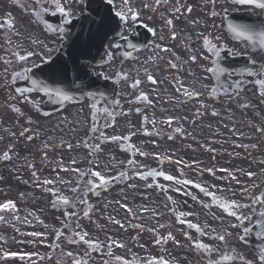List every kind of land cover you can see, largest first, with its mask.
I'll use <instances>...</instances> for the list:
<instances>
[{"label": "snow or ice", "instance_id": "6c2138e0", "mask_svg": "<svg viewBox=\"0 0 264 264\" xmlns=\"http://www.w3.org/2000/svg\"><path fill=\"white\" fill-rule=\"evenodd\" d=\"M17 6H19L23 12L27 13L33 20V22L39 24L43 21L44 30L51 33V34H58L63 41L69 40L70 44L67 46L70 48L69 53L67 54V58H57L51 55L47 57H41L40 64L33 62L30 66L24 67L21 71L15 72L12 74L13 82L17 79H23L25 81H30L31 87L29 88H16L15 91L17 95L23 97V100L27 103H32L31 100L28 99L27 93L36 91L43 93L46 97H48L49 101L55 102L58 104H63L66 102L73 101L74 97L69 94V90L72 86H75L78 90L83 91L85 88H90L95 81L92 80V76H96L97 78L103 77L105 80L110 79L109 76L104 75L103 73L93 72L89 69V56L87 54L89 49V42H84L81 40L78 33L73 31V13L70 7H67L69 0H15ZM79 2V0H78ZM213 6L216 4V0H208ZM105 3L109 6L108 13H113L114 15L109 16L105 15L101 18L99 22L93 21V23H97V28L95 29L94 33H92L95 39H100L101 43L103 44V39L108 36L109 32L113 31V24H116L117 28H122V26L128 25L129 21L133 24L139 21L140 13L131 6L130 0H121L120 7L117 9L115 5V0H105ZM167 4L168 0H155V4L150 6L145 4L144 7H152L155 10L156 7H159L161 4ZM233 5L237 6H245L249 9H258L260 15H264V0H231ZM47 5V7H45ZM191 7L187 8V12H191ZM173 13H180L181 8L179 6L172 9ZM59 16L60 22L56 25L48 23L45 16ZM212 17L220 15L215 10L210 12ZM224 15H227V10H224ZM195 23H198L195 22ZM166 24L171 27L173 21L171 19L166 20ZM145 27H147L145 25ZM16 25L14 19L6 18L3 21H0V29H7L9 32H12L15 35H19V32L15 31ZM226 29L228 33L235 39L241 42L246 49H248L249 54L245 56V62L243 67L235 68L231 64L228 66L222 65L221 60V51L222 49L230 56L235 59L239 57L241 53L239 51H233L231 49H224L223 45H217L216 43L212 42V39L209 36L203 35L200 33L202 38V47L204 52L207 55L201 53V59L206 60L209 62L210 66H202V69L205 73L209 74L204 77L205 80L212 79L215 83L212 84L211 88H209L208 84H202L201 87L203 89H207V96L211 99H218V91L219 89H224V95L227 99L232 98V93L229 91L230 89L235 92L236 95H239V91L241 90V86L244 83L242 79H233V76L236 77H252L251 83H253L257 87V91L260 97L264 98V22L250 26L248 24H237L228 22L226 24ZM91 31V30H90ZM149 32L155 35V29L149 28ZM117 35L119 36L120 40L128 41V37L123 35V31H118ZM175 32L172 33V38L175 39ZM219 41V37L215 38ZM9 39V43H10ZM34 44L37 41H32ZM121 45L116 43L112 45V47L119 48ZM128 47L135 49L137 45L135 44H128ZM160 51H169L167 48H162L160 45H156ZM16 59L20 62H26L35 55L32 51H27L24 55H20L19 52L14 53ZM105 55L111 57V53L105 51ZM257 56L260 59V63H257ZM189 60L192 62H196L197 56L191 55L189 56ZM79 61V62H78ZM5 64H11L12 62L9 60L4 61ZM169 66L172 68H178V66L171 61L168 62ZM187 63V62H185ZM73 66L74 71V78L71 81L67 80L68 72H69V65ZM43 65H47V67H42ZM33 69H38L41 72L47 73V77L45 80H38L35 79V73ZM8 69L5 68V72ZM120 75L122 79L127 80L128 77L126 74ZM145 75L148 81H151L153 84H156L157 81L155 78L147 73L145 70ZM222 77L224 78V83H220ZM259 77V78H257ZM50 81V82H49ZM79 82V83H78ZM67 83L68 87H64ZM140 81L135 80L133 84L130 85L132 88L139 87ZM177 84L179 87L176 88V91L180 93L183 97H186L187 100H192L194 98L199 97L200 95L204 94L200 91L195 89L189 90V88L185 87L183 82L177 79ZM224 84H227V88H224ZM103 93H100V96L103 97ZM87 96L91 100H95L97 96V92L90 91L87 93ZM106 99V98H105ZM146 102L151 103L148 100V97L144 93H140L139 96L136 97V100L133 102ZM183 102V101H182ZM116 104H119V101H116ZM90 109V119H91V126L89 128V132L91 133H99L96 136V140L100 141L101 137L103 136V128L111 127L112 121H115V113L114 111L110 110L111 105L109 107H104L102 110L98 108L96 103H91L88 105ZM201 108L207 110V106L201 103ZM243 107H249V105H243ZM12 110L16 113H19V109L12 107ZM139 111V109H137ZM104 120L103 124H100V118ZM197 114L202 115L199 110H197ZM47 115V113H45ZM213 116L219 115V113L213 111ZM173 119H178L175 117H169L166 121H162V123H167L169 126L172 124ZM145 121L147 122V117H145ZM31 123V121H29ZM153 125H155V120L151 121ZM27 131V130H26ZM175 131H180V129H176ZM257 131L264 132V128L257 127ZM21 135H24V132H21ZM134 135V134H133ZM33 137L29 136L28 139L31 140ZM170 139L172 137H169ZM106 140L109 141H120V140H130L131 136L129 137H117V136H110L105 137ZM81 144L89 151L91 155L94 152L100 151V145L97 144H89L87 140L81 141ZM47 146V145H46ZM79 146V145H78ZM236 147H256L255 145L248 146V145H236ZM71 148V145H69ZM213 151L212 149H209ZM125 151L132 152L133 155L136 152H139L138 149H135L134 146L129 145ZM140 155H144L143 152H139ZM3 158L5 160H10L11 157L8 153H4ZM77 161L73 159L71 161L72 165H75ZM130 167L136 166V161L134 159H129L127 161ZM176 163H180V161H176ZM259 163L264 164V160L259 161ZM88 164L95 165V168L88 167L84 169L76 168V167H62L61 171L64 172H73L76 174L75 179V186L73 185V181L71 180H63L57 178V180L52 179H45L42 182L37 180V183L40 187L43 188L44 191L50 193L53 197L52 206L59 207L63 210V214L66 220H71L75 218L77 213L75 211H68L69 208L75 209L80 205H84L87 207L89 201L87 196L89 194L95 195L100 190H107L108 186L114 183L118 179H122L124 173H120L119 176H109L106 174V170H97L99 169V165L96 164V161L89 159ZM31 167V165H30ZM209 173L210 175L215 176V171L212 168L202 169ZM220 172L227 173L226 179L230 181H235L237 184H240V181L237 180L235 172L230 171L226 168H220ZM243 172L242 169L238 170ZM248 178L251 180L254 176L257 178V182H254L250 185H246L240 188L239 194L240 196L246 200V203H242L237 200H230L227 197L218 194L223 193L224 189L219 188L217 189L216 185H211L210 187L213 189H217L216 191H209V188L200 184L196 183L192 180L188 179H179L174 177L173 175L166 174L163 171H156L150 170L147 174L145 173H137L140 178L152 177L155 179L156 177H163L164 180L173 182L177 185L182 187L191 185L193 188L198 189L200 193H202L205 197L208 198L209 202L202 204L204 208H218L222 210L224 214L229 217L234 218L236 221L229 225L232 229H241V233L236 237L239 241L245 242L247 237L254 236L257 240H264V169H261L259 173L254 172H247L245 173ZM33 178L36 179V173L33 172ZM56 183L68 186V190L71 192V196H64L60 189L55 187H47L48 185H55ZM153 185H148V187H152ZM156 187L160 188L162 191L167 193L168 189L165 188L163 185L156 184ZM134 187V185H133ZM259 189L257 192L256 190ZM174 191L180 192L181 188L177 187L173 189ZM231 191V189H229ZM184 195H192L191 192L185 191L183 192ZM236 193L233 192V195ZM169 201H171V197H166ZM195 200L196 197L193 196ZM175 203V201H172ZM122 207H127L126 205H122ZM244 209H250L251 211L248 214L244 213ZM15 204L12 201H7L3 204H0V212H13L15 211ZM131 212V209H127ZM92 211L91 208H88L84 211V216H88L89 212ZM193 213H179L177 216V220L181 224H185L188 229L195 230L199 236H208L209 239L218 240L225 245L228 244V238L232 236V233L225 230L224 234L216 233L215 229H212V233L205 231V228H202L199 224H194L190 220L181 219V217L191 216ZM4 217L0 216V220H3ZM17 219H19L17 217ZM110 220L112 218H109ZM112 222L116 224H120V221L113 220ZM251 225H255L253 228ZM123 227V225H120ZM65 227L71 228V223L65 225ZM78 227V225H77ZM160 227H164V225H160ZM55 235L53 237L52 243L48 244L47 246L57 252V260L56 264H67V260L71 259L72 264H87L86 261H83L78 254L73 253L72 251L65 252L61 249L59 241L61 238L67 240L69 244H77V243H84L88 245L93 251H100L102 249V242L99 241H92L86 240L87 233L81 231H72L70 235V239L64 236V232L61 229H56ZM149 231H155V229H150ZM27 235H31L34 237H44L47 239V234L45 233H27ZM186 239L192 241V237L188 234V232L184 233ZM169 240L175 241V237L168 233L166 236L160 237L157 236L154 243L160 245L167 243ZM177 244L179 242H176ZM115 245L118 248H123L124 245L119 243L118 241L109 239L108 241V252L107 255L112 256V246ZM192 247L200 252L203 253L208 257L207 264H226V262H232L235 264L236 261H239L240 264H253V261L247 260L243 255L237 253L234 249L233 250H226L224 253L220 254L217 259L213 260L212 254L218 252V249L212 245L203 243L202 240H195L192 241ZM33 255H38L35 253H16V252H3L2 257L3 259L9 258H19L20 260L31 259ZM134 256V254H133ZM50 258V257H49ZM43 259V258H42ZM114 260L116 264H139V261L136 259H125L124 257L115 256ZM258 260L259 264H264V247H260L258 249ZM104 264H109L108 261H105ZM147 264H170L169 261L163 260L162 258L157 259L153 257L151 260L147 261Z\"/></svg>", "mask_w": 264, "mask_h": 264}, {"label": "flooded vegetation", "instance_id": "af4514ba", "mask_svg": "<svg viewBox=\"0 0 264 264\" xmlns=\"http://www.w3.org/2000/svg\"><path fill=\"white\" fill-rule=\"evenodd\" d=\"M83 2V0H79V2L78 0H69L66 6L71 8L73 17L82 13ZM46 17L48 23L53 25L60 22L58 15H47ZM6 18L14 19L16 25L15 31L20 34L15 35L7 29H0V151L8 145L7 142L5 143L6 132L12 135L16 146L5 151V153L10 155V160H5L2 157L5 163L12 161V164H10L12 170L9 168H0V198L2 197V191L11 189L12 193L18 197H23L26 201L27 198L35 199L38 195H44L45 191L38 185L37 180L42 182L45 179H52L53 173L59 171L60 167H76L82 169L86 164L90 166L88 164L89 159L94 161L100 159L101 144L100 141L96 140V136L99 133L89 132L91 119L88 105L96 103L101 110L107 106L102 104L98 99H89L87 94L82 98L73 94V101L66 102L63 107L57 106V108H53L51 105L55 102L49 101L48 97L43 95V93L36 91L27 93L28 99L32 103L25 102L23 97L17 95L15 89L31 87L30 81L17 79L13 82L12 74L21 71L26 66H30L33 62L40 64L41 57H47L48 55L57 57L62 40L58 34L54 35L45 31L42 23L37 24L33 22L32 18L17 6L15 0H0V21ZM9 39L11 41L10 43ZM33 40L37 41V43L34 44L32 42ZM27 51H32L35 55L26 62H20L16 59L14 53L19 52L20 55H24ZM5 60H9L12 63L5 64ZM114 63V59L112 58L104 67L105 74L110 78L115 77L116 74ZM42 67L46 68L47 65H43ZM5 68L8 69L7 72H5ZM89 69L99 73L101 71L100 67H96L93 64L89 65ZM33 71L36 73L38 69H33ZM72 89L77 90L75 86ZM13 106L20 111L19 113L14 112V115L9 117V115L5 114L6 108H12ZM46 107L48 108L45 109ZM115 109L116 104L112 105L110 110L115 111ZM99 122L100 124L104 123L102 114ZM109 123H112V121H109ZM103 129L111 131L112 126ZM21 132H24L23 136ZM29 136L33 138L29 140ZM84 140H87L89 144L99 143L100 151L90 155L89 151L81 144V141ZM20 142L30 146H27V149L22 151L19 149ZM69 145H71V148H69ZM11 153L14 154L13 158ZM73 159L77 161L75 165L71 164ZM49 165H53L55 169L49 168ZM33 172L36 173V179L33 178ZM64 177L70 178L69 180L75 183V173L73 175L65 174ZM64 195L71 196L72 194L70 191H66ZM87 199L89 201L88 205L92 204L90 203L89 195ZM91 208L93 209L94 206ZM179 208V205L170 203L169 212L164 211L158 216L156 221L157 235L163 237L171 233L175 237V241L169 240L167 243L158 245V250L161 255H158L157 259L162 258L163 260L169 261L170 264H207L208 257L196 251L192 247V241L199 239L203 243L213 246V240L209 239L208 236H199L193 229H191L190 233V229L185 224L179 223L176 216L178 213L176 209ZM69 209L73 210V208ZM87 209L84 205L75 208L77 210L75 224L73 223L72 228L66 227L64 229L65 237L70 239L69 234L74 230L81 232L85 230L84 225L87 224L85 223L87 218L84 217L83 213ZM183 209L187 213V205H184ZM0 216L5 218L2 212H0ZM181 219L190 220L194 224H199L209 233H212L214 224L221 225L232 233V236L228 238V244H224V252L228 250L226 247L229 246L231 250L234 249L247 260L253 261V264H259L258 249L264 247V240H260L259 244L254 246L253 249L245 246L244 242L236 238L241 233V229H232L229 227L230 224L236 222L234 218L226 214L224 217L203 214L202 216H185V218L181 217ZM160 225H164V227H160ZM251 226L255 228V225ZM29 229L35 231L37 228L29 227ZM2 230L3 226L0 228V232ZM185 232H188L192 237V241L186 239ZM253 239L255 241L257 240L254 236ZM63 241L66 246L62 249L65 252L72 251L78 254L87 264H100V262L93 259V254L82 242L69 244L67 240L63 239ZM176 242L179 243L177 244ZM215 246L217 248L219 247V245ZM242 247H246V253ZM224 252L218 251L212 254L211 258L215 260ZM56 260L57 258L54 261L50 260L44 264H56ZM67 264H72V260L68 259ZM109 264L115 263H111L110 261ZM226 264H232V262H226ZM235 264H240V262L236 261Z\"/></svg>", "mask_w": 264, "mask_h": 264}, {"label": "rangeland", "instance_id": "374dc122", "mask_svg": "<svg viewBox=\"0 0 264 264\" xmlns=\"http://www.w3.org/2000/svg\"><path fill=\"white\" fill-rule=\"evenodd\" d=\"M144 1L148 2L149 0H130L131 6L133 8H135L140 13L139 21H142V22H144ZM175 1H177V3H180V1H181L183 6H184V4H187V2H188V0H186V1L185 0H168L167 4H163L162 3L157 8L158 12L160 13L159 16H153L152 15V17L149 18L150 22H154L153 19H156L155 20L156 24H158V25L161 24V29L159 30L160 34H161V39H160L161 43H159L158 45H160L162 47L164 42H168L169 51L176 49L175 45L177 47L176 42H177L178 37L175 39V43H170V41H164L163 40V31H164V28H165V22L163 21V16L167 15L168 17H170L169 16L170 15V8H172V3H174ZM192 1H193V3H195L194 8H192L193 15H192V18H191V23L193 25V23H195V21L197 19L198 14H200L201 17H203V14L200 13L201 11L199 9V2L200 1L199 0H192ZM200 3H202V2H200ZM120 4H121V0H115V5H116L117 8L120 7ZM203 4H204L205 9L207 11V19H205V22L207 24L206 34L212 39V42L216 43L218 46L221 45V43L223 41L224 42H228V44L230 46H233L234 44H232L230 42V39L228 41L227 35H226V33H224L225 29L223 28V26H224L225 22H224L223 13H224L225 9L232 10V9H236V8L232 7L227 0H216V4L214 6L211 3H209L208 0H204ZM186 9H187V7L183 8L182 12H185ZM212 10H215L217 13H220V15L212 17L210 15V12ZM146 15H148V13H146ZM177 15H178V13H177ZM158 18L161 20V22L158 20ZM163 22H164V27L162 25ZM174 24H176L175 21H174ZM129 27H131V26H129ZM174 31H175V29H174ZM217 36L220 38L219 41H217L215 39ZM221 40H223V41H221ZM192 49H194V48L192 47ZM176 51L179 52L178 49H176ZM199 51H202L201 47H200ZM150 54H151L152 58L156 59L159 55L162 54V51H160V49H157V48L154 49L153 48ZM117 61H118V65H120L119 58L117 59ZM130 68L132 69L133 72L140 73L141 70H143V68H144V55L140 58L139 61H135V62L131 63V67ZM192 69H194V66H192ZM128 70L131 71L129 68H128ZM140 80H141V83L144 84V76H140ZM188 80L194 81V76H191ZM208 85L211 86V81L208 82ZM254 87H255V85H246L245 87H242L243 90L239 91V95H236L235 92L233 91L232 92V98L229 99V102H231L230 105H235L237 107H236V109L229 111L227 116H228V118L229 117H234L233 121H234L235 126L237 127V129H239L238 127L240 126V124H242L243 122L245 123L247 121H250L248 123H253L254 126L256 124H258L260 126V128H262V122H261L262 118L259 116L258 108L253 113V116H251L250 114L244 113L243 110L241 111L240 107H239L245 101H249L253 105L259 106L260 108H261V106L264 105V98L259 96L258 91ZM206 92H207V90H206ZM214 100L215 99H213V103H212V100L210 98V105L212 103V106H213V105H215L216 102H218V99L215 101V103H214ZM219 104H221V103H219ZM125 107H126V104H125ZM261 114H263V112ZM124 119H126L130 124L127 125L122 119H120L119 120L120 124H119V121L117 123V127H118L117 128V133H120L121 130H123L121 128V126H126L128 128L126 130V131H128L127 133L131 132L132 134H135V133L138 134L137 132H134V130L140 126V128H138V130L140 131L141 127L143 126L142 123L144 122V113L141 114V116H136L134 114H131L130 116L124 117ZM210 120H211V118H210ZM136 122L140 123L138 127H136V124H137ZM217 122H219V120H217ZM210 123H212V122L210 121ZM219 124L223 125V129L219 130V133H218L219 137H222L223 139H226L228 141L230 140L231 144H236L237 143L239 145L238 142H240L241 145H245L246 143H248L249 139L246 142H242L239 139H237L239 137L234 135L233 132L231 130H229L228 125L227 124H223V121L219 122ZM213 126L216 127V124L212 123L211 128H213ZM193 131H194V134H197V131L195 130V125L193 126ZM250 132L251 133L249 134V136L256 134L258 131L252 129V127H251L250 128ZM110 136H114V133L111 134V135H106L105 137H110ZM254 136H255V140L249 141V143H248L249 145L256 144L261 139L260 136H258V135H254ZM132 137H133L134 144H136L135 145V149H139V147H143L144 146V135H142V134H141V136H138V135L133 136L132 135ZM211 137H212V131H210V134H207L206 136H204V138H205L204 141H208L209 140V145L210 146L212 145L211 144ZM153 140H156V138H154ZM157 141H158L157 144H154L155 146H153V149H152L154 151H158V150L160 151V146H161L160 143L161 142L159 140H157ZM167 144L172 145V143H170V142H167ZM231 146H229L226 143H223L222 141H220L219 144H215V145H213V147L217 148L216 151L225 150L224 152L211 153V151H209V152H207L206 155L203 154L199 158L195 157V159L191 163V164H194V167H193V169L191 171L192 179L194 181H196V180L202 181L203 180V181H205L206 184H210V185L214 184V185L217 186V185L221 184L219 179H224V178H221L223 173H221L218 169H220L222 167H225L228 164H230V166L235 169V173H237V171L240 170V169L244 170L247 167H251V163H250V161H248L247 158L250 157L252 154H255V153L251 152V151H246L247 149L241 150L240 147L235 148V149L234 148H228V147H231ZM114 148H116V145L114 146ZM161 148H163V147H161ZM169 148L170 147L164 148L166 153L169 152ZM116 151L118 153H120L117 150V148H116ZM139 152H143L144 153V150L142 151L141 149H139ZM139 152H136L137 155L135 157H133V159L136 161V163L138 165L144 166L147 163L146 168L150 167V164L148 163V161L144 160V155H140ZM170 155L174 156L176 159H179L180 158V154L178 152V148L177 147H173L171 149V151H170ZM148 156H151V154L148 153ZM149 160H151V159H149ZM116 161H119L117 156H116ZM115 163L117 164V167L114 170H118L119 167H120V163L119 162H115ZM154 164H156V163H154ZM210 164H212V169H217V171L215 172V176H213V177L209 173H207L205 171H202V169L209 168ZM184 167H186V166H184ZM158 168L160 169L161 166H158ZM152 169H153L152 167L150 169L148 168V171H150ZM175 169H177V168H175ZM201 172L203 174L199 178V174H201ZM238 173H242V172L238 171ZM180 174H181V172H180ZM175 176L178 177L179 174L177 172H175ZM179 177H180V179L183 178L181 176H179ZM147 180H148V185H153L154 186L156 184L161 183V184H166L170 189H172L171 186H170V182H168V183L164 182L163 183V182H161V179H159L157 177L155 179H153L152 177H148V179H146V181ZM175 186L179 187L180 185L175 184ZM217 189H218V186H217ZM217 189H215V190H217ZM160 190L161 189L157 187V189H155V190H153L151 192L152 195L155 197L156 204L158 203V201L160 199H162L164 197L162 195V193L160 192ZM215 190H213V191H215ZM130 192H131V194L129 196L126 193H123L122 195H118L116 193H114V195H112V194L108 195V196H110V200L113 199V201L115 202L114 206H110V207L107 206L106 207V208L110 209L111 212L116 214V216H114V218H112L111 221H113V220H115L117 218H119V221L122 220V219L126 220L127 216H123V213L121 211L122 208H123L122 205H124L123 202L129 200L130 198H134L135 200H140V198H139L140 194L142 192L149 193L150 190L149 191L148 190H144L142 184H140V186L137 184L134 187H130ZM10 194L13 196L12 193H10ZM124 199H126V200H124ZM151 200H152V198L150 199V201ZM26 203H29L28 205H31V204L35 205V207H34L35 210L34 211L33 210H29V211L34 216H38V217L43 216L45 211L49 207V204H45L44 205L45 210L42 211V203L39 202L38 200H33V199H30V198H27ZM161 204H165V203L161 202ZM98 206L104 207V204H102V205L98 204ZM28 209H29V206L27 207V206H24V204H23L22 210L25 213H27L26 210H28ZM167 211H168V209H167ZM96 216L99 219V216L98 215H96ZM106 218H104V219L106 220ZM111 231L114 232V229H112ZM1 248L2 247H0V249ZM0 264H8V263H2L0 261ZM13 264H16V263H13Z\"/></svg>", "mask_w": 264, "mask_h": 264}, {"label": "bare ground", "instance_id": "6f19581e", "mask_svg": "<svg viewBox=\"0 0 264 264\" xmlns=\"http://www.w3.org/2000/svg\"><path fill=\"white\" fill-rule=\"evenodd\" d=\"M191 16H192V13L190 12H187V17L188 18H191ZM198 21V23H196L195 25H196V29H197V31H196V33H193L192 31H190L189 33H188V36H186L184 33H183V29H184V26H183V20L182 19H179L178 21H177V25H178V27H179V30H180V32H179V36H180V43H181V45H182V49L184 48V47H186V46H189V45H191L192 43H193V40H194V37L195 36H197L198 37V39L199 40H202V38H201V36H200V33H203V35H205L204 34V32L202 31V28L200 27V25H201V22H202V18L200 17V14L198 15V17H197V20H196V22ZM206 36V35H205ZM199 59H201L200 57H201V53L199 52V55L197 56ZM205 77V76H204ZM182 81V80H181ZM183 82V81H182ZM198 82H200V83H198ZM195 85H194V87H196L195 88V90H197L198 91V87L199 86H201V84H204V83H206V80L203 78V77H201L200 78V80L198 81ZM184 84V83H183ZM190 85L192 86V83H190ZM184 86H185V84H184ZM186 87V86H185ZM188 88V87H187ZM194 89V88H193ZM189 90H192V88H190L189 87ZM244 105H249V104H244ZM212 111H215V112H217V113H219V111L217 110V109H213ZM217 116V115H216ZM201 128L202 129H205L206 128V126H207V124H206V122L205 121H201ZM246 125V127H245V129L242 131V137L243 138H246V134H247V130L249 129V125L248 124H245ZM223 141V140H222Z\"/></svg>", "mask_w": 264, "mask_h": 264}, {"label": "water", "instance_id": "95a60500", "mask_svg": "<svg viewBox=\"0 0 264 264\" xmlns=\"http://www.w3.org/2000/svg\"><path fill=\"white\" fill-rule=\"evenodd\" d=\"M107 10H108V8L107 7H105L104 9H100V10H97V11H92V13H93V15H95V14H104V12H107ZM115 27L116 26H114L113 25V31H111V32H109L110 34L111 33H113L114 31H115ZM143 36H144V32H143ZM106 42V37L103 39V44ZM103 44L101 43V40L100 39H98V41H97V47H98V50H101L102 49V46H103Z\"/></svg>", "mask_w": 264, "mask_h": 264}]
</instances>
